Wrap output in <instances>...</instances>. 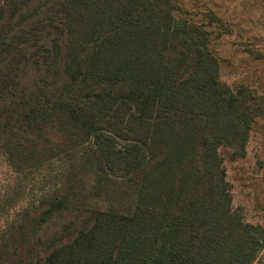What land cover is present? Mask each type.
Masks as SVG:
<instances>
[{
	"label": "trees",
	"instance_id": "obj_1",
	"mask_svg": "<svg viewBox=\"0 0 264 264\" xmlns=\"http://www.w3.org/2000/svg\"><path fill=\"white\" fill-rule=\"evenodd\" d=\"M206 13L0 0V150L17 174L60 164L0 232V264H253L264 232L232 207L219 149L244 153L264 101L220 80Z\"/></svg>",
	"mask_w": 264,
	"mask_h": 264
},
{
	"label": "rangeland",
	"instance_id": "obj_2",
	"mask_svg": "<svg viewBox=\"0 0 264 264\" xmlns=\"http://www.w3.org/2000/svg\"><path fill=\"white\" fill-rule=\"evenodd\" d=\"M180 2L187 18L207 21L208 17H202L207 10L216 13L219 20L211 46L219 58L220 80L234 90L243 86L264 101V0ZM219 153L231 187L232 207L246 223L264 232V116L253 122L241 156L225 147ZM58 166L53 161L17 174L0 150V232L55 186ZM253 264H264V244Z\"/></svg>",
	"mask_w": 264,
	"mask_h": 264
}]
</instances>
